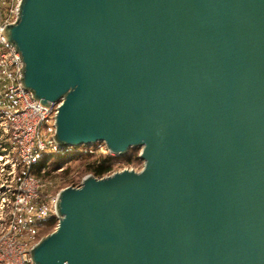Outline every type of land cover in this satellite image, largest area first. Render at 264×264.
<instances>
[{
    "label": "water",
    "instance_id": "95a60500",
    "mask_svg": "<svg viewBox=\"0 0 264 264\" xmlns=\"http://www.w3.org/2000/svg\"><path fill=\"white\" fill-rule=\"evenodd\" d=\"M2 34L58 146L143 162L60 190L34 264H264V0H20Z\"/></svg>",
    "mask_w": 264,
    "mask_h": 264
},
{
    "label": "built area",
    "instance_id": "2783aa9c",
    "mask_svg": "<svg viewBox=\"0 0 264 264\" xmlns=\"http://www.w3.org/2000/svg\"><path fill=\"white\" fill-rule=\"evenodd\" d=\"M19 2L20 0L15 5L12 4L3 17L0 16V84L4 85L0 91V264H34L30 251L38 240L34 241L32 236L49 215L44 213V216H40V210L38 216L27 214L28 208L39 198L43 187L41 180L31 172L32 167L42 157H57L64 161L70 159L75 149L76 158L96 152L85 146H58L53 134L60 102L43 106L20 83V56L2 34L6 25L15 22ZM47 121L51 123L52 135L43 141L40 132ZM102 146L101 155H111L103 144ZM81 150L85 151L84 154ZM124 169L135 172L141 170L132 167L121 170ZM56 198L57 195L51 215L58 220Z\"/></svg>",
    "mask_w": 264,
    "mask_h": 264
},
{
    "label": "rangeland",
    "instance_id": "374dc122",
    "mask_svg": "<svg viewBox=\"0 0 264 264\" xmlns=\"http://www.w3.org/2000/svg\"><path fill=\"white\" fill-rule=\"evenodd\" d=\"M19 0H0V16H4L7 14V10L10 8V6L13 4L15 5ZM3 84H0V91L3 89ZM52 135V126L50 121L45 122L43 125L40 136L43 141H45L48 137ZM103 149L102 144H96L94 146H91L92 152H95L91 154V157L84 158V157H78L76 158V149L72 152L73 157L68 158L65 161L61 159H49L48 162V169L49 175H44V177L38 178L43 183L42 191L39 194V198L33 202L30 205V208L27 210V214L38 216L39 210L42 211V214L40 216H44V213L46 216L51 215V211L53 208V203L55 200L56 195L58 192L66 187H71V185L78 186L82 179L87 176L91 175L86 170V164L92 160H95L96 158H99L101 156L100 150ZM85 151L81 150V153L84 154ZM133 158L130 160V163L126 162V160H112L111 165L112 167L118 171L123 168L132 167L134 169L140 170L142 168L143 162L139 160V154L140 149L137 148L133 150L132 152ZM112 156V155H110ZM114 158V157H113ZM46 171V172H47ZM43 174V172L41 173ZM45 211V212H43ZM26 217V216H25ZM57 222L51 227V228H45L43 231L41 228H38L36 231V234L32 236L33 240H39L42 237L50 234L53 232L57 226ZM29 235H32L31 232L28 233ZM26 234V236H29Z\"/></svg>",
    "mask_w": 264,
    "mask_h": 264
},
{
    "label": "trees",
    "instance_id": "16d2710c",
    "mask_svg": "<svg viewBox=\"0 0 264 264\" xmlns=\"http://www.w3.org/2000/svg\"><path fill=\"white\" fill-rule=\"evenodd\" d=\"M135 149H130L125 157H112L110 155H101L99 158H96L95 160H92L86 164V170L94 177L96 178H102L104 176H107L114 171H116L112 165L111 161L112 160H126V162L130 163V160L133 158L132 156V151ZM91 154H87L85 157H91ZM84 157V158H85ZM55 160H59V158L55 157L53 158ZM48 162L49 158L47 157H42L33 167L31 172L36 176V177H44V175H49V170L47 171L46 168L48 167ZM48 169V168H47ZM47 171V172H46ZM43 172V174H41ZM73 187H76V185H71ZM57 222V219L54 215H49L42 221V231L43 229L51 228L55 223ZM37 241V240H36Z\"/></svg>",
    "mask_w": 264,
    "mask_h": 264
}]
</instances>
